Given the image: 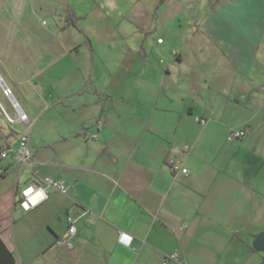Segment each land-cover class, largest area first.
Wrapping results in <instances>:
<instances>
[{"label": "crops", "instance_id": "0c3cea01", "mask_svg": "<svg viewBox=\"0 0 264 264\" xmlns=\"http://www.w3.org/2000/svg\"><path fill=\"white\" fill-rule=\"evenodd\" d=\"M64 4L53 13L70 22L39 39L0 24V78L29 120L0 113V139L27 134L32 155L0 161V237L17 264H264V0ZM174 24L179 43L161 35ZM0 104L14 118L1 85ZM43 178L69 190L33 209L46 229L16 240L18 192Z\"/></svg>", "mask_w": 264, "mask_h": 264}, {"label": "rangeland", "instance_id": "374dc122", "mask_svg": "<svg viewBox=\"0 0 264 264\" xmlns=\"http://www.w3.org/2000/svg\"><path fill=\"white\" fill-rule=\"evenodd\" d=\"M154 1H157V5L160 2V0ZM64 5V0H0V24L4 20H11L10 22H15L16 27L19 28L17 31L19 37L24 39H39L46 36L44 30L48 33L47 30L53 29L54 26L59 23L60 19L61 21L64 20L70 22L68 10L64 9L63 12L60 11L57 15L53 13L54 9H60V7ZM183 21H185V19H183ZM42 22L47 26L42 25ZM174 27H177V25L174 24ZM25 28H27V31ZM161 35L165 36L166 39L172 43H179V40L182 38L181 31L178 30V27L177 32L172 33L171 35L168 33L166 34L165 32ZM57 36L58 35L55 33L54 36L51 35L49 38L51 39V37L55 38ZM59 36H61V33ZM67 37L69 36L67 35ZM162 60H164V58H162ZM41 214L42 210L39 211L38 209L35 211L32 210L29 213H24L19 208L17 209L13 221L14 223L9 229L14 231L16 240L19 232H27L31 229L35 232H41L46 229L45 224L41 221ZM38 241L39 238L34 239L30 251L33 252L38 248ZM14 255L17 261V253L15 251ZM47 257L48 256L45 258L38 257L39 259L36 264H41V261L43 259L45 260Z\"/></svg>", "mask_w": 264, "mask_h": 264}, {"label": "built area", "instance_id": "2783aa9c", "mask_svg": "<svg viewBox=\"0 0 264 264\" xmlns=\"http://www.w3.org/2000/svg\"><path fill=\"white\" fill-rule=\"evenodd\" d=\"M158 43H161V40H158ZM0 85L2 87L3 96L9 100L12 109L14 111V118L11 117L6 110L0 104V113L4 119L9 123L13 124L15 122H20L22 124H27L29 122L28 117L21 111L19 105L14 101L12 97V91L10 88L3 85L0 78ZM201 125L205 124L204 120L199 121ZM246 135L244 130H237L231 132L227 136L228 142H233L237 140H242ZM95 138V137H94ZM8 157H13L16 162L22 166L29 164L32 160V155L29 147V135L23 134L19 136L16 142H11L6 139H0V161L7 159ZM173 172L180 171L182 174H186V169H179V167L174 166L172 168ZM69 188L61 181H56L51 178H43L38 182L30 183L19 190L17 206L24 212L28 213L39 205L47 201L49 197V192L53 191L61 195H66ZM67 230L65 234L59 239L58 243L69 245L70 240L76 234V228L73 226V220L69 217H66ZM185 227V225L183 226ZM124 235L119 236V240ZM131 239L129 238V243L127 247L130 246ZM70 246V245H69ZM167 261H172L178 263L177 254H171L166 257L165 261L162 264H167Z\"/></svg>", "mask_w": 264, "mask_h": 264}, {"label": "trees", "instance_id": "16d2710c", "mask_svg": "<svg viewBox=\"0 0 264 264\" xmlns=\"http://www.w3.org/2000/svg\"><path fill=\"white\" fill-rule=\"evenodd\" d=\"M163 3L164 0H160L158 6H161ZM0 264H17L15 255L8 250L1 237H0Z\"/></svg>", "mask_w": 264, "mask_h": 264}, {"label": "water", "instance_id": "95a60500", "mask_svg": "<svg viewBox=\"0 0 264 264\" xmlns=\"http://www.w3.org/2000/svg\"><path fill=\"white\" fill-rule=\"evenodd\" d=\"M252 247L256 252L264 253V233H260L254 238Z\"/></svg>", "mask_w": 264, "mask_h": 264}]
</instances>
